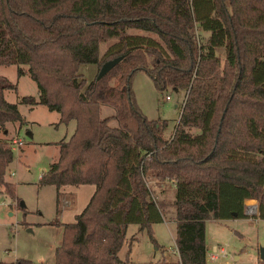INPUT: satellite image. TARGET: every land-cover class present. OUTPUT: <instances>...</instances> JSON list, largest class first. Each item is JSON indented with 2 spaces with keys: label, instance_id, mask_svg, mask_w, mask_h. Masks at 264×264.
I'll list each match as a JSON object with an SVG mask.
<instances>
[{
  "label": "trees",
  "instance_id": "trees-1",
  "mask_svg": "<svg viewBox=\"0 0 264 264\" xmlns=\"http://www.w3.org/2000/svg\"><path fill=\"white\" fill-rule=\"evenodd\" d=\"M119 55L96 80L102 62ZM9 64L17 74L25 65L37 87L36 98L18 102L74 121L38 184L93 186L72 222H54L53 264H207L205 221L246 217L247 199L264 220V0H0V65ZM83 64L98 67L92 78ZM138 70L157 91H184L168 138L166 121L146 118L135 101ZM6 89L15 84L0 75V129L22 122ZM102 105L113 113L101 116ZM11 159L0 138V185L15 198L4 179ZM151 181L173 182L170 212ZM163 220L175 223L176 260L118 256L128 224L158 248L152 225Z\"/></svg>",
  "mask_w": 264,
  "mask_h": 264
},
{
  "label": "rangeland",
  "instance_id": "rangeland-1",
  "mask_svg": "<svg viewBox=\"0 0 264 264\" xmlns=\"http://www.w3.org/2000/svg\"><path fill=\"white\" fill-rule=\"evenodd\" d=\"M205 35L204 32H199V37ZM112 41L113 39H107L100 43L99 54ZM217 52L222 57V51ZM20 67L23 72L17 74L16 65H0V75L15 84V89L4 90V98L17 103L23 120L19 126L17 123L10 125L5 137L0 132L2 139L8 137L12 150V159L5 168L4 179L13 185L15 196L10 198L0 185V264H53V250L61 236V226L54 222H72L86 204L92 186L64 185L59 188L58 194L53 185L38 184L40 174L57 157V143L68 138L73 131L74 121L58 122L56 111H49L41 104L32 105L30 109L29 105L18 102L22 96L34 97L37 94V87L26 73V66ZM97 68L94 64H83L79 70L86 79H90ZM130 87L146 118L166 121L163 136L168 138L176 124L184 91L172 87L157 91L149 76L140 70L132 74ZM165 95L169 98L165 99ZM112 113L111 107L101 106V116ZM113 123L114 120L109 122L110 125L116 124ZM12 136H16L21 142L17 145L11 144ZM149 186L156 199L164 202L165 210L169 211L170 188L164 184L162 195L157 196V186L154 183ZM60 193H71L73 197L70 205L60 200ZM246 204L256 206V200L247 199L244 206ZM255 216L256 212L252 216L246 215L237 220L207 221V242L224 245L227 253L224 258L207 260V264H264V258L259 256L260 248L264 252V220ZM174 227L171 222H161L154 226L152 235L158 246L156 248L144 230L135 224H128L124 241L118 251L120 257L127 254L129 259L136 262L159 259V248H173Z\"/></svg>",
  "mask_w": 264,
  "mask_h": 264
},
{
  "label": "crops",
  "instance_id": "crops-1",
  "mask_svg": "<svg viewBox=\"0 0 264 264\" xmlns=\"http://www.w3.org/2000/svg\"><path fill=\"white\" fill-rule=\"evenodd\" d=\"M3 94H4V92H3ZM37 97V94H36V96H34V98H36ZM36 105V104H35ZM34 106V105H33ZM30 107V106H29ZM32 107V106H31ZM31 107H30V109H31ZM20 116H21V114H20ZM21 119H22V117H21ZM178 119V118H177ZM23 121V120H22ZM71 121H73V120H71ZM177 122V121H176ZM17 122H14V123H7V124H5V126H4V128L3 129H0V132H1V134H2V136L3 137H5L4 135L7 133V131H8V127L10 126V125H14V124H16ZM18 124V126L20 125V123H17ZM113 124H115V123H113ZM111 126H114V125H111ZM26 134H28L29 132H25ZM171 135V134H170ZM170 135H169V137H170ZM13 137V136H12ZM10 137L11 138V141L13 140V139H15V140H17L18 138L15 136V137ZM1 138V137H0ZM8 138V137H7ZM6 138V140H8ZM56 159V158H55ZM152 183H154L156 186H157V189H155V194L157 195V196H161L162 195V190H163V186H164V184H166L169 188H170V201L172 200V198H173V187H174V185H173V182H171V181H163V182H152ZM83 185V184H82ZM90 185V184H89ZM78 186V185H77ZM92 186V185H91ZM62 187V186H61ZM60 188V187H59ZM59 188L57 189L58 191H56V192H58V194H59ZM165 189V188H164ZM91 193H92V191H93V186H92V188H91ZM91 193H90V195H91ZM69 195H70V197H69ZM89 195V196H90ZM89 196H88V198H89ZM72 195H71V193H60V200H62V201H64L65 202V204L66 205H70L71 204V201H72ZM87 198V199H88ZM251 200V199H250ZM84 207V206H83ZM82 207V208H83ZM82 210V209H81ZM80 210V211H81ZM79 211V212H80ZM239 219V218H238ZM226 220H237V219H224V220H220V221H216V222H222V221H226ZM207 221H209V220H207ZM207 221H205V223H204V241H205V248L206 249H208V248H210L212 245H221L220 243H216V244H209L208 242H207V230H206V224H207ZM213 221V220H212ZM161 222H163V223H165V224H167L168 222H171L172 224H173V226L175 225V223L172 221V220H170V221H167V220H163V221H161ZM161 222H158V223H161ZM158 223H155V224H153L152 225V229L154 228V226L156 225V224H158ZM126 228H127V226L125 227V230H126ZM125 230H124V234H125ZM132 238H134V237H132ZM172 238H173V244H174V233L172 234ZM155 250H156V248H154ZM159 253H160V258H164V259H166V260H176L177 259V252H176V249H175V245H173V248H162V249H160L159 248ZM172 255H173V257H174V259H172ZM118 256L120 257V255H119V252H118ZM125 256L123 255L122 257H120L121 259L122 258H124ZM170 257V258H169ZM159 258V259H160ZM131 260V259H130ZM158 260V259H157ZM205 260H206V262L208 263V261H207V259L205 258ZM149 262V261H148Z\"/></svg>",
  "mask_w": 264,
  "mask_h": 264
},
{
  "label": "built area",
  "instance_id": "built-area-1",
  "mask_svg": "<svg viewBox=\"0 0 264 264\" xmlns=\"http://www.w3.org/2000/svg\"><path fill=\"white\" fill-rule=\"evenodd\" d=\"M169 96L165 95V99H168ZM21 141L19 139H13L11 144L17 145ZM256 212V206L254 204H246L244 206V213L245 215L252 216ZM226 249L224 245H212L210 248L205 250V258L207 260H217L219 258L226 257Z\"/></svg>",
  "mask_w": 264,
  "mask_h": 264
},
{
  "label": "water",
  "instance_id": "water-1",
  "mask_svg": "<svg viewBox=\"0 0 264 264\" xmlns=\"http://www.w3.org/2000/svg\"><path fill=\"white\" fill-rule=\"evenodd\" d=\"M122 58V55L110 58L102 62V64L99 66L97 73L95 75V79H99L102 77L106 72H108L120 59ZM259 256L261 258H264V252L263 249H259Z\"/></svg>",
  "mask_w": 264,
  "mask_h": 264
}]
</instances>
